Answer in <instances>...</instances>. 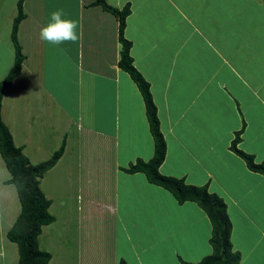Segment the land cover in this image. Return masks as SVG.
Listing matches in <instances>:
<instances>
[{
	"label": "crops",
	"instance_id": "1",
	"mask_svg": "<svg viewBox=\"0 0 264 264\" xmlns=\"http://www.w3.org/2000/svg\"><path fill=\"white\" fill-rule=\"evenodd\" d=\"M19 1L0 0V83L15 63ZM95 1L23 2L18 40L26 59L4 92L2 118L33 164L65 147L40 180L55 217L40 249L52 255L49 264L198 263L213 252L205 211L126 172L150 161L155 143L142 93L119 67V21ZM105 1L131 6L125 37L167 143L160 172L222 198L241 264H264V176L231 151L243 129L239 149L264 163V0ZM56 9L79 21L77 43L40 40ZM7 172L2 194L12 199ZM20 213L5 229L0 213V264L11 252L19 264L7 233Z\"/></svg>",
	"mask_w": 264,
	"mask_h": 264
},
{
	"label": "trees",
	"instance_id": "2",
	"mask_svg": "<svg viewBox=\"0 0 264 264\" xmlns=\"http://www.w3.org/2000/svg\"><path fill=\"white\" fill-rule=\"evenodd\" d=\"M23 2L24 0L19 1V13L12 29V41L16 51L15 63L7 77L0 83V153L11 174V178L5 183L16 187L21 203V213L8 231L7 237L18 245L19 264H49L52 255L40 249L39 237L43 227L52 224L55 217L49 211L51 201L42 191L40 180L58 163L65 147L62 146L49 160L33 164L24 154L23 149L15 144L12 133L2 118L4 92L19 76L26 59L18 40V30L25 18ZM93 5L101 6L119 21V42L122 45L119 67L131 76L142 93L150 131L155 143L153 158L148 162L138 160L131 164L126 172L145 174L150 183L172 193L180 204L195 202L208 215L212 223L210 244L213 252L200 262L193 264H241V254L233 251L231 240L233 226L224 200L210 193L207 186L188 185L184 179L165 176L160 172V167L167 155V143L160 127L158 108L154 102L150 84L134 66V59L131 55L132 43L125 37L131 6L128 4L123 9H119L109 5L105 0H96ZM242 134L243 129L236 133L235 139L232 140L231 151L240 156L251 171L264 176V163H257L253 155L239 149ZM119 264H126V262L121 261ZM184 264L192 263L184 262Z\"/></svg>",
	"mask_w": 264,
	"mask_h": 264
},
{
	"label": "clouds",
	"instance_id": "3",
	"mask_svg": "<svg viewBox=\"0 0 264 264\" xmlns=\"http://www.w3.org/2000/svg\"><path fill=\"white\" fill-rule=\"evenodd\" d=\"M80 23L69 18L63 9L53 10L49 14V22L41 27L39 38L51 46L75 44L81 39Z\"/></svg>",
	"mask_w": 264,
	"mask_h": 264
},
{
	"label": "rangeland",
	"instance_id": "4",
	"mask_svg": "<svg viewBox=\"0 0 264 264\" xmlns=\"http://www.w3.org/2000/svg\"><path fill=\"white\" fill-rule=\"evenodd\" d=\"M8 74H9V72L7 73V75ZM7 75L5 77H7ZM4 173L8 174L6 167L3 165L2 168L0 169V213L2 214V217L4 218V220L2 221V226L5 229L10 224V222H8V221L15 220L14 215H15L16 210L18 209V207L21 208V203L19 201V198H18V195H17V191L15 190L14 186H12V188L16 191L15 198H12V199L9 198L8 199L7 196H6L7 194H4V196H3L2 193H4V189L5 188L3 187L2 183H1V178L4 176ZM11 190L12 189L10 188L9 191H11ZM6 199L9 200V201H7ZM10 215H12V216H10ZM6 239H7V237H6ZM8 258H9V261H8L7 264H14V261H15L16 257H14L12 252L10 253V256H8Z\"/></svg>",
	"mask_w": 264,
	"mask_h": 264
}]
</instances>
